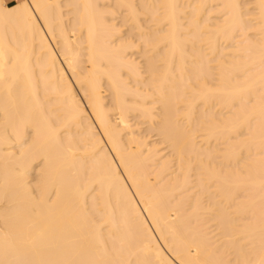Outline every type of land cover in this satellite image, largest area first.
Instances as JSON below:
<instances>
[{
	"label": "bare ground",
	"instance_id": "1",
	"mask_svg": "<svg viewBox=\"0 0 264 264\" xmlns=\"http://www.w3.org/2000/svg\"><path fill=\"white\" fill-rule=\"evenodd\" d=\"M0 264H264V0H0Z\"/></svg>",
	"mask_w": 264,
	"mask_h": 264
},
{
	"label": "rangeland",
	"instance_id": "2",
	"mask_svg": "<svg viewBox=\"0 0 264 264\" xmlns=\"http://www.w3.org/2000/svg\"><path fill=\"white\" fill-rule=\"evenodd\" d=\"M21 1H23V0H6V2H7V4L8 5H13V4H15V3H18V2H21ZM243 1H245V0H243ZM117 22H118V19H117ZM118 25L120 26L121 25V20L119 19V23H118ZM128 28V31H127V29H123V31H122V35L125 37V35H128L129 33H130V27L129 26H127V25H125V26H123L122 28ZM125 32H126V34H125ZM143 131H144V128H143ZM144 132H146L145 134H147V131H144ZM154 132H152V135L151 134H149V136L151 137L150 139L152 140H150L149 142H151V143H154V141H155V137H156V142L158 141L157 140V136H155V134H153ZM155 136V137H154ZM153 137V138H152Z\"/></svg>",
	"mask_w": 264,
	"mask_h": 264
},
{
	"label": "crops",
	"instance_id": "3",
	"mask_svg": "<svg viewBox=\"0 0 264 264\" xmlns=\"http://www.w3.org/2000/svg\"><path fill=\"white\" fill-rule=\"evenodd\" d=\"M14 5V4H13Z\"/></svg>",
	"mask_w": 264,
	"mask_h": 264
}]
</instances>
